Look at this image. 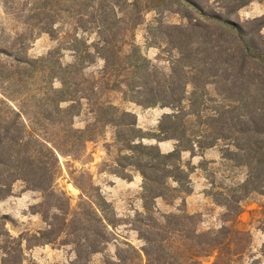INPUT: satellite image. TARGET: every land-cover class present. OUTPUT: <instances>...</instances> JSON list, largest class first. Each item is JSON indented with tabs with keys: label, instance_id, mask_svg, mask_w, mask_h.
I'll return each mask as SVG.
<instances>
[{
	"label": "rangeland",
	"instance_id": "obj_1",
	"mask_svg": "<svg viewBox=\"0 0 264 264\" xmlns=\"http://www.w3.org/2000/svg\"><path fill=\"white\" fill-rule=\"evenodd\" d=\"M134 1L143 8L141 24L120 37L123 39L119 38L117 44L122 46L126 39L128 44L131 42L138 47V52L140 48L152 71L157 72L149 85L161 84L162 75L171 72L176 53L169 43L180 36L176 27L189 31L198 26L196 30L201 31L200 27L210 24L214 29L209 17L221 16L241 26L264 50V28H260L264 24V0H128L129 3ZM32 2L0 0V264H146L145 243L139 236V230H143L139 219L145 212L144 180L135 167L128 165L130 161H120L124 154H132L120 153L115 127L105 126L99 136L75 155L58 156L57 168L54 159L46 155L44 141L56 137L61 120L51 89H59L61 85L57 78L48 77L41 59L49 57L57 48H63L59 57L62 64L74 63L75 57L65 47L69 25L57 38L31 29L38 22L29 19ZM129 13L131 22H136L139 9ZM87 39L91 44L96 37L92 35ZM136 61L132 58L130 64L127 61L119 66L121 74L115 80L121 84H117L116 91L108 93L105 100L135 114L142 130L153 131L170 109L159 106L146 109L124 100L122 93L126 92L129 98L137 97L139 101V63L136 70L130 68ZM103 67L104 62L97 59L83 74L88 79L98 78ZM67 106L61 104L62 108ZM90 118L84 101L80 116L73 119L74 128L85 129ZM144 142L156 144V141ZM158 145L163 153L175 149L174 141ZM183 161L195 167L190 175L192 191L183 196L185 203L180 199H157L153 207L158 216L184 210L195 219L188 225L187 240L176 238L166 261L161 259L156 264H216L219 252L201 251L200 244L208 240L197 235L210 232L209 239L227 242L225 234L219 233L224 227L247 231L250 239L248 243L243 242L246 249L239 257H231L227 248L220 249L226 255L222 264H264V193L250 195L243 203L238 222L226 223L225 209L211 194L234 188L244 179L246 171L223 161L220 147L195 157L184 153ZM31 163L37 171V176L30 178L31 183L16 180L19 176L29 177L30 172L24 174L19 170L32 167ZM44 167L52 168L57 174L54 191L66 194L72 216L78 211L85 219L83 209H88L89 201L99 208L100 196L109 204L104 211L100 208L99 215L110 224L107 229L98 230L106 236L105 240L96 239L84 229L75 231L73 227H62L63 213L59 204L63 203H57L56 198L46 200L40 191L31 187L43 182L40 172ZM91 225L90 230L96 231L95 225ZM78 242L83 245L82 249ZM181 242L184 246L177 251ZM96 248L97 253H94ZM195 250L201 253L191 258Z\"/></svg>",
	"mask_w": 264,
	"mask_h": 264
},
{
	"label": "trees",
	"instance_id": "obj_2",
	"mask_svg": "<svg viewBox=\"0 0 264 264\" xmlns=\"http://www.w3.org/2000/svg\"><path fill=\"white\" fill-rule=\"evenodd\" d=\"M32 1L29 19L38 22L31 29L57 38L69 25V32L65 33V47L75 57L74 63L64 65L59 58L63 48H57L49 57L41 59L48 77L57 78L61 85L59 89H51L61 115L60 130L54 139L45 140L43 145L46 155L56 162V168L58 156L75 155L87 142L99 136L105 126H114L120 153L126 151L132 154H124L120 161H130L128 165L135 167L144 180L145 212L139 219L143 228L139 230V236L145 243L143 254L146 264H156L161 259L166 261L176 238H182L183 242L187 240L188 225L195 217L184 210L158 216L153 202L172 198L185 203L183 196L192 191L190 175L195 167L191 162L183 161V154L190 153L195 157L220 147L223 161L246 171L244 179L237 182L234 188L211 194L225 209V222L237 223L244 201L252 194L264 193V50L256 45L254 37L221 16H208L214 23V29L210 24L200 27L201 31L196 30L198 26L189 31L176 27L180 36L169 43L176 53L171 72L163 74L161 84L157 82L153 86L149 85V80L157 77V72L152 71L140 48L138 52V47L131 42L128 44L126 39L122 46L117 44L120 37H125L141 24L143 8L137 1ZM138 9V20L131 22L128 16L130 10ZM260 28H264V24ZM92 35L96 39L89 44L87 38ZM132 58L137 61L131 64V69L136 70L139 63V101L137 97L129 98L126 92L122 93L124 100L146 109L158 106L170 109L153 131L142 130L138 127L135 114L105 100L107 94L115 92L117 84H121L115 80L121 74L119 66L127 61L130 64ZM97 59L104 62L98 78H86L84 71ZM84 101L87 102L90 122L85 129H75L73 119L80 116ZM61 104L68 106L62 108ZM145 140L156 141V144H145ZM168 141L175 142V149L163 153L158 144ZM30 165L32 167L19 170L24 174L25 171L30 172L29 177L19 176L16 180L24 179L31 183L30 178H35L37 171L33 169L34 163ZM55 174L52 168H42L40 175L43 182L31 184V187L40 191L46 200L56 198L57 203H63L59 204L63 213L62 227H73L75 231L84 229L93 233L96 239L101 237L105 240L106 236L98 230L107 229L110 224L99 215L100 208L104 211L109 204L100 196L99 208L91 201L86 202L88 209H83L85 219L78 211L72 216L66 194L54 191ZM91 224L95 225L96 231L90 230ZM219 233L225 234L228 241L209 239L210 232L197 235L208 240L200 244L201 251L219 252L216 264L226 260L220 249L227 248L231 257L244 253L243 242H249V232L224 227ZM229 235L230 238H227ZM78 243L82 249L83 245ZM183 246L181 242L177 251H181ZM199 252L195 250L191 258L199 257ZM94 253H97V248Z\"/></svg>",
	"mask_w": 264,
	"mask_h": 264
}]
</instances>
